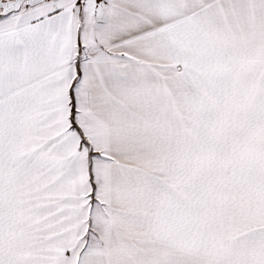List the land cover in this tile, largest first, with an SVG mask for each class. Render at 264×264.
<instances>
[{
	"label": "snow or ice",
	"instance_id": "snow-or-ice-1",
	"mask_svg": "<svg viewBox=\"0 0 264 264\" xmlns=\"http://www.w3.org/2000/svg\"><path fill=\"white\" fill-rule=\"evenodd\" d=\"M0 264H264V0H0Z\"/></svg>",
	"mask_w": 264,
	"mask_h": 264
}]
</instances>
